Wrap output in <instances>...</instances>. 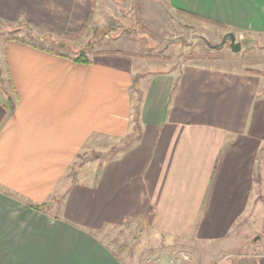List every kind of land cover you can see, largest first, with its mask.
<instances>
[{
	"label": "crops",
	"instance_id": "0c3cea01",
	"mask_svg": "<svg viewBox=\"0 0 264 264\" xmlns=\"http://www.w3.org/2000/svg\"><path fill=\"white\" fill-rule=\"evenodd\" d=\"M95 1L108 22L139 0ZM144 1L264 34V0ZM90 3L0 0V19L54 41L78 32ZM67 54L0 46V264H131L101 236L129 221L194 248L192 264H264V249L245 250L236 232L258 222L264 240V78ZM229 238L235 248L218 254Z\"/></svg>",
	"mask_w": 264,
	"mask_h": 264
},
{
	"label": "rangeland",
	"instance_id": "374dc122",
	"mask_svg": "<svg viewBox=\"0 0 264 264\" xmlns=\"http://www.w3.org/2000/svg\"><path fill=\"white\" fill-rule=\"evenodd\" d=\"M137 6L133 8L132 15L112 17L113 20L108 22H102L105 21V16L95 17L94 13L90 24L81 33L58 37V40L66 43L62 45L46 37L44 39L41 34H37L38 30L28 24L0 20V46L7 38L19 36L36 44L51 46L74 57L85 48L89 59L118 63L126 67L139 66L142 70L179 69L187 62H199L227 65L235 69L249 68L264 78V34H237L242 41V49L239 52L232 51L228 43L220 49L209 47L199 36L188 43L179 39V36L189 37L192 32H200L208 40L217 42L229 30L223 25L188 17L164 4L153 7L144 0H139ZM135 10L137 13L134 15ZM242 227L236 232L237 237L245 238L241 241L244 249H264V240H258L260 234L255 232L258 222ZM101 236L131 264H162L159 258L166 257L162 252L167 253L170 258L185 257L187 264L193 263L194 248L185 244H167L165 237H161L141 222L129 221L121 226L108 227L101 232ZM247 239L248 244L245 241ZM227 240L231 244L217 243L220 245L218 254L235 248L233 245L236 239ZM158 249L159 252H155Z\"/></svg>",
	"mask_w": 264,
	"mask_h": 264
},
{
	"label": "trees",
	"instance_id": "16d2710c",
	"mask_svg": "<svg viewBox=\"0 0 264 264\" xmlns=\"http://www.w3.org/2000/svg\"><path fill=\"white\" fill-rule=\"evenodd\" d=\"M95 8H96V1L95 0H91L89 12H88L84 22L82 23L81 27L79 28L78 33H81L88 26V24H90V22H91V20H92V18L94 16V13H95ZM179 13H182V14L188 16V17H191V18H197V19H202L203 20V18H201L200 16L195 15L193 13L181 12V11ZM206 21L207 22H211V23H215L217 25H222L220 23L212 22L210 20H206ZM6 22H8V21H6ZM72 35H73V33H65L64 34L65 37H70ZM7 39H18V40H21V41H26V39H24L22 37H19V36H11V37H9ZM54 42H56L58 44H61V45L62 44H66L65 42H62V40H58V39L54 40ZM99 53H101V52H99ZM67 55H69V54H67ZM75 60L76 61L90 62V59L86 56V49L85 48H82L81 49V53L78 56H75ZM247 69H249V68H247ZM34 207L38 208V209L40 208L39 205H34Z\"/></svg>",
	"mask_w": 264,
	"mask_h": 264
},
{
	"label": "water",
	"instance_id": "95a60500",
	"mask_svg": "<svg viewBox=\"0 0 264 264\" xmlns=\"http://www.w3.org/2000/svg\"><path fill=\"white\" fill-rule=\"evenodd\" d=\"M197 36L201 37L205 41V43L212 48L220 49L224 47L226 43H228L229 47L234 52H239L242 49V41L238 38L237 33L233 30L227 31L225 34H223L221 40L217 42H212L208 40L206 36L200 32H192L189 37L180 35L179 39L191 43L193 38Z\"/></svg>",
	"mask_w": 264,
	"mask_h": 264
},
{
	"label": "built area",
	"instance_id": "2783aa9c",
	"mask_svg": "<svg viewBox=\"0 0 264 264\" xmlns=\"http://www.w3.org/2000/svg\"><path fill=\"white\" fill-rule=\"evenodd\" d=\"M160 261H162V264H187V262L185 261V257L183 258H168L167 259H161V257L159 258Z\"/></svg>",
	"mask_w": 264,
	"mask_h": 264
}]
</instances>
